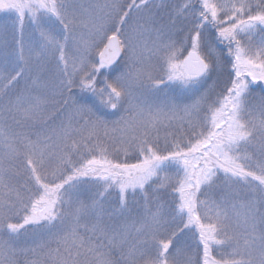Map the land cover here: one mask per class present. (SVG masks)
<instances>
[{
  "label": "snow or ice",
  "instance_id": "snow-or-ice-1",
  "mask_svg": "<svg viewBox=\"0 0 264 264\" xmlns=\"http://www.w3.org/2000/svg\"><path fill=\"white\" fill-rule=\"evenodd\" d=\"M0 17V264H264V0Z\"/></svg>",
  "mask_w": 264,
  "mask_h": 264
},
{
  "label": "rangeland",
  "instance_id": "rangeland-1",
  "mask_svg": "<svg viewBox=\"0 0 264 264\" xmlns=\"http://www.w3.org/2000/svg\"><path fill=\"white\" fill-rule=\"evenodd\" d=\"M2 19H3V17H0V20H2ZM255 91L258 93L259 92V89H256ZM116 258L119 259L118 254H117Z\"/></svg>",
  "mask_w": 264,
  "mask_h": 264
}]
</instances>
